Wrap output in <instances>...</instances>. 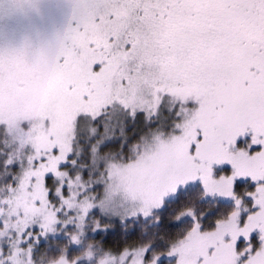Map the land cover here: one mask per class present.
<instances>
[{"label": "snow or ice", "instance_id": "1", "mask_svg": "<svg viewBox=\"0 0 264 264\" xmlns=\"http://www.w3.org/2000/svg\"><path fill=\"white\" fill-rule=\"evenodd\" d=\"M0 264H264V0H0Z\"/></svg>", "mask_w": 264, "mask_h": 264}, {"label": "rangeland", "instance_id": "2", "mask_svg": "<svg viewBox=\"0 0 264 264\" xmlns=\"http://www.w3.org/2000/svg\"><path fill=\"white\" fill-rule=\"evenodd\" d=\"M71 16L67 3L58 7L45 8L42 16L31 13H0V47H18L21 38L30 36L37 42H52L55 34L61 31Z\"/></svg>", "mask_w": 264, "mask_h": 264}]
</instances>
